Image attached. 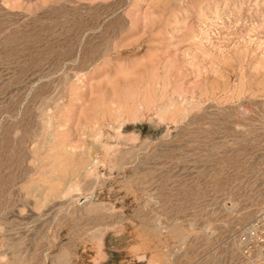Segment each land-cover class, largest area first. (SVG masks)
<instances>
[{
  "label": "rangeland",
  "instance_id": "374dc122",
  "mask_svg": "<svg viewBox=\"0 0 264 264\" xmlns=\"http://www.w3.org/2000/svg\"><path fill=\"white\" fill-rule=\"evenodd\" d=\"M263 216L264 0H0V264H264Z\"/></svg>",
  "mask_w": 264,
  "mask_h": 264
},
{
  "label": "bare ground",
  "instance_id": "6f19581e",
  "mask_svg": "<svg viewBox=\"0 0 264 264\" xmlns=\"http://www.w3.org/2000/svg\"><path fill=\"white\" fill-rule=\"evenodd\" d=\"M94 206H95V204H94V205H92V207H94ZM174 231H176V233H177V234H180V230H178V229H175V228H174ZM61 254H62V255H64L65 253H64V252H62ZM60 256H61V255H60ZM62 259H63V256H61V257H58V262H59V263H60V262H61V263H62V262H63V263H64V262H67V260H66V259H65V260H62Z\"/></svg>",
  "mask_w": 264,
  "mask_h": 264
},
{
  "label": "built area",
  "instance_id": "2783aa9c",
  "mask_svg": "<svg viewBox=\"0 0 264 264\" xmlns=\"http://www.w3.org/2000/svg\"><path fill=\"white\" fill-rule=\"evenodd\" d=\"M262 221H263V222H262V225H264V216H263V218H262Z\"/></svg>",
  "mask_w": 264,
  "mask_h": 264
}]
</instances>
